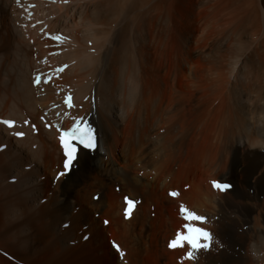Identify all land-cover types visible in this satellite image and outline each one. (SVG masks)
<instances>
[{"label":"bare ground","instance_id":"bare-ground-1","mask_svg":"<svg viewBox=\"0 0 264 264\" xmlns=\"http://www.w3.org/2000/svg\"><path fill=\"white\" fill-rule=\"evenodd\" d=\"M177 2L0 0V264H264V0ZM86 118L65 175L51 123ZM181 206L211 234L191 259Z\"/></svg>","mask_w":264,"mask_h":264},{"label":"snow or ice","instance_id":"snow-or-ice-1","mask_svg":"<svg viewBox=\"0 0 264 264\" xmlns=\"http://www.w3.org/2000/svg\"><path fill=\"white\" fill-rule=\"evenodd\" d=\"M3 123L8 125L9 127H14L13 121H3ZM16 135L23 136L24 133H16ZM65 135L74 139H79L80 142L83 143L84 147L86 148L93 147V143L91 141L90 130L87 138L85 137L84 133H82L78 128H73L69 132L62 134L60 137L61 143L62 145H64L65 155L68 157V161L65 163V168H68L71 161L75 159L76 149L75 147L69 148L68 143L65 142ZM213 186L220 190H225L229 187L228 185H221L217 182H213ZM171 195L175 196L176 193H171ZM125 199L126 203L129 205V207L125 211V214L126 216H130L133 211V206L136 202L128 199L127 197ZM181 213L182 215L184 213H187L186 215H184V219L187 222L185 225L186 232L178 233L176 238L170 242L169 247L175 249L177 247L182 248L185 245L189 246L193 251L187 252L186 256L191 259L193 258L194 251H198L201 248L210 247L211 234L205 229L194 226V224L192 223L205 222V217L199 216L195 212L188 211L184 208V206H181Z\"/></svg>","mask_w":264,"mask_h":264},{"label":"rangeland","instance_id":"rangeland-1","mask_svg":"<svg viewBox=\"0 0 264 264\" xmlns=\"http://www.w3.org/2000/svg\"><path fill=\"white\" fill-rule=\"evenodd\" d=\"M177 9H178V15L179 16H182L183 15V17L185 16V14H186V12H187V10H188V8L186 7V6H184L183 4H182V2H181V0H178V2H177ZM0 66L2 67V58H1V56H0ZM3 68V67H2ZM6 75H8L9 73L7 72V69H6ZM192 94H194V93H192ZM191 94V95H192ZM195 95V94H194ZM193 96V95H192ZM195 97H196V95H195ZM194 97V98H195ZM184 107H188V105H184ZM190 116H189V113H187L186 114V117H184V118H181L182 120H180L179 121V123H178V127H177V140H179V141H181V142H186L188 139H189V137H191L192 135H193V133H194V130H195V126H194V121H193V119L192 118H189ZM184 123V124H183ZM189 123V124H188ZM191 123V124H190ZM180 124L182 125V126H180ZM193 124V125H192ZM186 125V126H185ZM182 127V128H181ZM179 132V133H178ZM185 143H180V144H178L177 146H176V151H178V153H180V152H183V151H185L184 149H185ZM180 148V149H179ZM182 150V151H181ZM104 160H106V157H105V159ZM83 169V161H82V163H80V164H78L77 166H76V171H75V173H79L81 170ZM125 173L126 174V171L124 170V169H121V173ZM61 175L62 174H60L59 176L61 177ZM65 175H67V174H65ZM78 174H76L75 176H74V179H78L76 176H77ZM248 175H246V177H247ZM231 177H232V179L233 180H235L236 182H240V181H242V177H236V174H232L231 175ZM42 178V177H41ZM44 178V177H43ZM251 180V179H250ZM108 181V180H107ZM201 180H199V182H200ZM8 182L9 183H12L13 182V179L11 178V179H9L8 180ZM116 182V181H115ZM79 183H81L82 185H84V184H87L86 182H83V181H80ZM117 183V182H116ZM229 184V183H228ZM260 184V183H259ZM116 185H118V184H116ZM229 185H231V184H229ZM249 185H251V184H249ZM54 186V185H53ZM120 186V185H119ZM260 186H263L264 187V184L263 183H261L260 185H259V188H260ZM92 187V186H91ZM91 187H89L90 189H91ZM214 188V187H213ZM108 189L109 190H113V188H111L110 186H109V184H108ZM246 189H249V190H251V191H254V189H251V187H246L245 189H243L246 193H248V194H250V195H254V192H253V194H251V193H249V192H247V190ZM264 190V189H263ZM114 191V190H113ZM262 195H264V193L262 192ZM93 201V200H92ZM94 202V201H93ZM78 210V207H75V211H77ZM98 213H96V214H94V217H97L96 215H97ZM150 216V215H149ZM153 217V216H152ZM96 219H98V217L96 218ZM63 226V228H66L67 227V223H65V224H63L62 225ZM83 229H85V226L83 227ZM85 236H87V234L86 235H84L83 237H82V242L83 241H85L87 238H84ZM77 241V240H76ZM75 242H70L69 244L72 246L73 244H74ZM7 254V253H6ZM0 255H2V254H0ZM10 256V255H9ZM3 257H4V255H3ZM5 258H7V257H5ZM8 259V258H7ZM8 260H10V259H8ZM10 261H12V260H10ZM12 262H16V261H12Z\"/></svg>","mask_w":264,"mask_h":264}]
</instances>
